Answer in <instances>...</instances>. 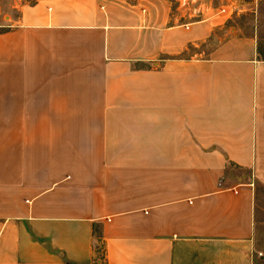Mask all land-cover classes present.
Masks as SVG:
<instances>
[{"label": "crops", "instance_id": "0c3cea01", "mask_svg": "<svg viewBox=\"0 0 264 264\" xmlns=\"http://www.w3.org/2000/svg\"><path fill=\"white\" fill-rule=\"evenodd\" d=\"M234 16L191 22L167 0L10 16L0 264H252L264 37Z\"/></svg>", "mask_w": 264, "mask_h": 264}, {"label": "rangeland", "instance_id": "374dc122", "mask_svg": "<svg viewBox=\"0 0 264 264\" xmlns=\"http://www.w3.org/2000/svg\"><path fill=\"white\" fill-rule=\"evenodd\" d=\"M37 0H0V30L9 21L10 16L17 13L23 4H30ZM130 3H139L143 0H127ZM174 11L177 6L172 0H167ZM214 5L234 2L238 8V15L234 16V24L247 27L256 26L260 36L264 37V0H212ZM256 222L254 228V247L252 264H264V190L257 187ZM100 256V255H99Z\"/></svg>", "mask_w": 264, "mask_h": 264}, {"label": "built area", "instance_id": "2783aa9c", "mask_svg": "<svg viewBox=\"0 0 264 264\" xmlns=\"http://www.w3.org/2000/svg\"><path fill=\"white\" fill-rule=\"evenodd\" d=\"M182 12V16L193 21L209 20L219 16L238 15L233 4L214 5L212 0H172Z\"/></svg>", "mask_w": 264, "mask_h": 264}]
</instances>
